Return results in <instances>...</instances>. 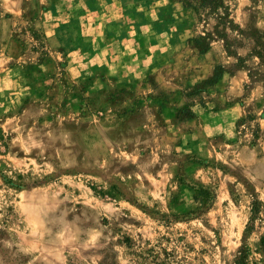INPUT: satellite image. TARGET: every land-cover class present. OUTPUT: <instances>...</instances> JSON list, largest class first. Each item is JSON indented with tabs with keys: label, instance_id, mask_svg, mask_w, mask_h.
<instances>
[{
	"label": "rangeland",
	"instance_id": "1",
	"mask_svg": "<svg viewBox=\"0 0 264 264\" xmlns=\"http://www.w3.org/2000/svg\"><path fill=\"white\" fill-rule=\"evenodd\" d=\"M112 1L0 0V264H264L259 60L193 41L264 0Z\"/></svg>",
	"mask_w": 264,
	"mask_h": 264
},
{
	"label": "trees",
	"instance_id": "2",
	"mask_svg": "<svg viewBox=\"0 0 264 264\" xmlns=\"http://www.w3.org/2000/svg\"><path fill=\"white\" fill-rule=\"evenodd\" d=\"M201 3L203 5L206 3L209 4L212 11L217 14L221 8H226L225 0H201ZM230 16V13L219 16L217 24H215L211 30H206L203 34L193 38L195 46L201 51H205L212 48L213 42L222 41L227 55L237 60L236 66L239 68L246 67L245 63L250 59L258 58L257 70H249V75L252 77L253 74H255L256 77L261 76L264 78V31L255 26H250L248 30H245ZM241 36L245 37L248 42H244ZM225 71L227 70L222 64L217 65L212 79L207 81V83L215 84L219 82L223 78ZM182 111H184V109L181 110V112ZM262 131L264 132V129ZM255 136L257 137L259 135L255 134ZM197 190L201 194L210 191L204 187H198ZM213 198L214 194L210 191V195L207 196L206 199L209 201ZM257 214H259V210L255 207L253 208L252 221H254ZM252 228L253 226L250 225L248 230ZM260 245L264 254V234L260 237ZM235 264H248L245 251H241V254L235 260Z\"/></svg>",
	"mask_w": 264,
	"mask_h": 264
},
{
	"label": "crops",
	"instance_id": "3",
	"mask_svg": "<svg viewBox=\"0 0 264 264\" xmlns=\"http://www.w3.org/2000/svg\"><path fill=\"white\" fill-rule=\"evenodd\" d=\"M118 2H119L118 0H113L112 3H111V5L114 6V5H116V3H118ZM90 13H91V12H90ZM90 13H89V14H90Z\"/></svg>",
	"mask_w": 264,
	"mask_h": 264
}]
</instances>
